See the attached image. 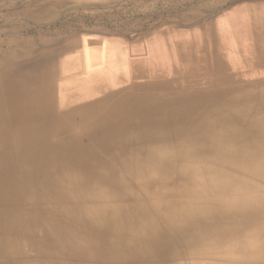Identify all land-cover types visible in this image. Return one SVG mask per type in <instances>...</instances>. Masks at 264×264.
Returning a JSON list of instances; mask_svg holds the SVG:
<instances>
[{"label":"bare ground","instance_id":"1","mask_svg":"<svg viewBox=\"0 0 264 264\" xmlns=\"http://www.w3.org/2000/svg\"><path fill=\"white\" fill-rule=\"evenodd\" d=\"M0 264H264V0H0Z\"/></svg>","mask_w":264,"mask_h":264},{"label":"rangeland","instance_id":"2","mask_svg":"<svg viewBox=\"0 0 264 264\" xmlns=\"http://www.w3.org/2000/svg\"><path fill=\"white\" fill-rule=\"evenodd\" d=\"M68 8H72V7H68Z\"/></svg>","mask_w":264,"mask_h":264}]
</instances>
